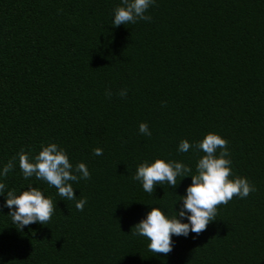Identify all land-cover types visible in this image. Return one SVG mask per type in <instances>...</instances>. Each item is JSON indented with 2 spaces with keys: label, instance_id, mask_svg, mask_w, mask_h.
Returning a JSON list of instances; mask_svg holds the SVG:
<instances>
[{
  "label": "trees",
  "instance_id": "obj_1",
  "mask_svg": "<svg viewBox=\"0 0 264 264\" xmlns=\"http://www.w3.org/2000/svg\"><path fill=\"white\" fill-rule=\"evenodd\" d=\"M118 6L0 0V171L16 157L0 176V264H264V0H155L150 21L116 27ZM208 133L228 141L229 179L256 190L218 205L201 234L173 235V250L155 254L132 228L153 207L172 218L192 179L149 194L132 177L156 159L196 174L204 153L195 145ZM182 140L188 152L178 151ZM50 143L91 174L70 182L76 200L22 175L17 154L34 158ZM29 186L52 199L54 212L47 225L21 231L6 191Z\"/></svg>",
  "mask_w": 264,
  "mask_h": 264
},
{
  "label": "clouds",
  "instance_id": "obj_2",
  "mask_svg": "<svg viewBox=\"0 0 264 264\" xmlns=\"http://www.w3.org/2000/svg\"><path fill=\"white\" fill-rule=\"evenodd\" d=\"M154 3L155 0H122V6L114 9L112 25L118 27L122 24H135L138 20L150 21L151 16L145 13ZM106 94L111 96L110 92ZM119 95L126 97L127 90H121ZM139 132L151 135L146 123L139 125ZM191 147L187 140H182L178 151L188 152ZM195 147L204 155L198 160L194 175H189L192 169L183 163L156 159L152 163L145 161L140 164L132 177L139 181L143 190L149 194L154 192L157 184L167 183L171 188H175L178 185V176H190L192 179V183L186 188V195L180 196L178 201H182V204L172 218H168L159 208L153 207L146 217L132 228L135 230L133 235L146 237L150 241L148 249L155 254L167 255L173 250V235L187 237L190 232L201 234L209 222L216 219L218 205H226L234 196L246 198L256 190L246 178L229 179L232 175V161L229 158L226 139L218 134L208 133ZM93 154L103 155V150L96 148ZM17 155L19 168L25 179L35 177L46 182L50 187H55L58 195L64 200H76L70 182L91 178L83 162L73 166L66 152L59 149L55 143L42 146V150L34 158H30L23 150ZM15 161L16 157L9 160L0 171V176L6 177L14 169ZM5 189L6 185L0 182V195L5 193ZM6 192L5 206L10 209L8 215L18 230L22 231L25 226L33 223L48 224L54 212V204L41 190L29 186L19 195L12 190ZM86 202L81 199L76 202L75 207L83 211ZM178 217H186L188 222H181Z\"/></svg>",
  "mask_w": 264,
  "mask_h": 264
}]
</instances>
